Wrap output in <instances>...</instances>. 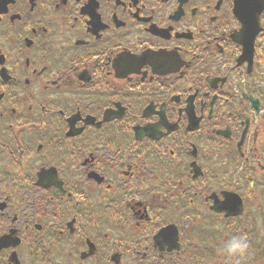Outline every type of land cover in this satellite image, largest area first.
Masks as SVG:
<instances>
[{
    "label": "flooded vegetation",
    "instance_id": "flooded-vegetation-1",
    "mask_svg": "<svg viewBox=\"0 0 264 264\" xmlns=\"http://www.w3.org/2000/svg\"><path fill=\"white\" fill-rule=\"evenodd\" d=\"M0 264H264V0H0Z\"/></svg>",
    "mask_w": 264,
    "mask_h": 264
},
{
    "label": "clouds",
    "instance_id": "clouds-1",
    "mask_svg": "<svg viewBox=\"0 0 264 264\" xmlns=\"http://www.w3.org/2000/svg\"><path fill=\"white\" fill-rule=\"evenodd\" d=\"M248 245L240 238H233L230 240L224 249L229 255H235L237 253L243 255Z\"/></svg>",
    "mask_w": 264,
    "mask_h": 264
},
{
    "label": "rangeland",
    "instance_id": "rangeland-1",
    "mask_svg": "<svg viewBox=\"0 0 264 264\" xmlns=\"http://www.w3.org/2000/svg\"><path fill=\"white\" fill-rule=\"evenodd\" d=\"M201 217V216H200Z\"/></svg>",
    "mask_w": 264,
    "mask_h": 264
}]
</instances>
